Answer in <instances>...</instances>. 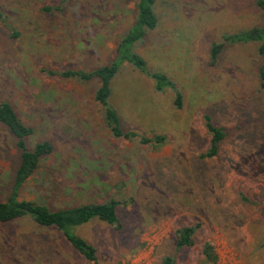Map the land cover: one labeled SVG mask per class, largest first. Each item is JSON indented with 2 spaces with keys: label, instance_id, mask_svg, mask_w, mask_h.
<instances>
[{
  "label": "rangeland",
  "instance_id": "obj_1",
  "mask_svg": "<svg viewBox=\"0 0 264 264\" xmlns=\"http://www.w3.org/2000/svg\"><path fill=\"white\" fill-rule=\"evenodd\" d=\"M138 0H0V103L34 128L29 148H54L20 192L52 211L116 201L120 227L100 220L72 232L97 250L87 261L55 227L29 218L0 224V264H264V87L259 43L225 36L264 26L258 0H156L159 26L132 51L176 88L160 93L128 62L112 82L110 104L124 132L166 138L141 144L115 136L95 100L90 72L116 57L136 21ZM221 45L216 64L213 46ZM183 108L174 105L176 93ZM224 129L218 154L202 158ZM20 151L0 123V201L13 185ZM194 226V244L178 248V230Z\"/></svg>",
  "mask_w": 264,
  "mask_h": 264
},
{
  "label": "trees",
  "instance_id": "obj_2",
  "mask_svg": "<svg viewBox=\"0 0 264 264\" xmlns=\"http://www.w3.org/2000/svg\"><path fill=\"white\" fill-rule=\"evenodd\" d=\"M156 0H138L136 21L126 34L119 41L116 48V57L110 63L100 66L93 71L84 72L81 70H65L60 73L49 72L51 75H58L64 79H76L80 82H88L93 79L100 81L95 100L101 106L104 118L112 133L125 140L137 139L141 144H164L166 138L157 136L154 139L147 138L136 132H124L121 127L120 117L115 108L110 104L112 95V82L121 70L122 64L128 62L139 72L149 76L154 81V88L157 92H164L168 88H176L175 82L163 73H151L148 70L145 60L132 51V46L142 42L148 31L156 30L159 26V19L155 13ZM258 5L264 14V0H258ZM0 19L3 14L0 11ZM227 43H259L260 52L264 53V26L253 28L248 31L239 32L234 35L224 37ZM223 47L213 46L211 50V62L216 64L218 56ZM260 77L264 87V65L260 68ZM183 98L177 92L174 105L177 109L183 108ZM206 128L211 135L209 151L202 158H212L218 154V146L224 140L226 133L223 128L215 126L211 122L210 116H205ZM0 123L3 124L16 140V146L20 151V161L15 171L11 193L5 201H0V224L14 222L23 218H29L36 224L44 227H55L62 232L71 246L79 252L87 261L97 263V250L83 238L72 232V229L87 224L92 220H100L111 226L120 227L117 215L116 201L106 203H89L78 206L52 211L48 207L35 202L20 200V192L28 180L37 172L40 162L54 151L53 145L49 141H41L34 148H29L27 139L35 130L25 124L17 114L13 105L8 101L0 103ZM196 228L194 226L185 227L177 231V247L187 248L194 244ZM209 264H218V256L211 245H206L204 249ZM162 264H177L171 256H166Z\"/></svg>",
  "mask_w": 264,
  "mask_h": 264
}]
</instances>
